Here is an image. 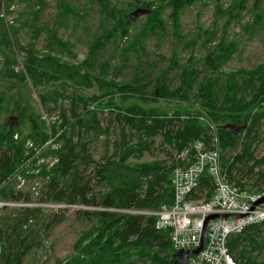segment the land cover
Segmentation results:
<instances>
[{
	"label": "trees",
	"instance_id": "1",
	"mask_svg": "<svg viewBox=\"0 0 264 264\" xmlns=\"http://www.w3.org/2000/svg\"><path fill=\"white\" fill-rule=\"evenodd\" d=\"M15 1L17 0H4L7 10L3 13L0 8V52L5 59L3 75L25 86L33 85L39 95L40 106L46 115L51 116L52 113L59 111V118L48 122L38 113L36 107L30 103L23 104L20 99H17L14 102L12 114H16L19 124L12 126L8 120L4 119V116L8 113L9 104L14 97L12 94L0 93V201L29 203L30 198L23 196L17 190L12 177L24 165L37 164L49 157L50 163L39 164L41 172L37 177L40 176L44 180L46 196V199H40L41 201L67 205L82 204L85 207L105 209L104 211H86L87 218L95 222L92 227L95 230L84 234L83 241L80 240L74 246L75 254L72 257L65 261L58 260L57 264H124L130 248L150 252L156 249L152 264H176V251L171 248L169 241L170 230L157 231L153 218L113 214L107 209L155 210L162 205H171L173 203L171 170L158 164L131 166L127 160L134 152H143L148 149V140L159 135L168 142L175 138L176 146L183 150L187 145L200 141L201 136L207 133V128L197 119L186 122L179 117L170 119L163 113L145 109L140 105L127 108L125 114L119 112L118 120L123 125V132L125 128H128L135 133L138 149L133 147L122 150V146L117 144L114 155L119 156L120 159L97 164L98 183L106 185L107 189L104 193L96 194L92 192L90 185L83 184L82 172L78 164L84 159L95 164L90 160L88 145L81 143V140L84 139L82 135L101 126L96 119V113L93 115V123L88 119V114L91 112L89 107L92 104H100V100L96 99V101L93 97L85 98L77 94L71 97V108L67 111L62 107L63 100L68 97L64 92L57 90L41 92V90L53 83L67 84L71 87H93L94 81L110 78L113 80H110L108 90L117 88L125 95L139 96L144 102L162 96L167 100L177 99L190 105L198 104L207 111V115L217 125L222 163L230 177L235 179L238 171L236 163L225 164V160L228 158L226 155H229L228 160L230 159L231 152L240 145L242 138L228 128V125L238 127L251 120L249 112L256 107L259 108L255 105L257 101H264V63L253 70L241 69L223 74L219 71L239 52L238 41L228 40L227 37L233 22L240 19L244 12L252 11L254 19L249 26L245 27V31L253 38L264 29V0H232L227 9L219 3L221 0H217L216 21L213 28L199 29L197 39L189 41L187 45L194 48L202 40V46L206 49L204 58L198 61L191 55L185 66L179 65L175 59L170 64V70L175 68L177 70L176 86L171 85L173 81H168V75L163 76L164 71L145 85L138 84L137 79L134 82L118 85L114 79L125 68V64L130 61L133 54L139 61L140 66H137L139 71L142 57L146 55L144 42L148 37H157L159 32L166 33L168 26L171 25L173 38L182 40V15L187 8L200 0H150L148 2L137 0L131 4L130 9L120 7L113 0H87L89 5L98 7L101 32L94 36L90 43L86 59L78 64L66 62L52 55L54 52L56 55L63 54L76 58L73 46L59 37L60 30L70 27L71 19L78 21V26L84 24L88 28L86 19L80 21V11L76 6L69 0H56L58 20L53 26L36 30V38L43 33L47 35V51L43 53L33 44L19 45L18 49L15 48L14 39L18 38L20 28L7 22L4 15L11 12V5ZM45 1L37 0L38 10H31L34 22H37L42 15ZM139 7L149 9L150 13L146 16L143 26L137 32H133L135 24L129 18L130 11ZM166 9H170L167 20L164 18ZM82 15L84 19L85 14ZM85 16L86 18L89 16L88 11ZM220 18H226L221 26L217 21ZM220 32L222 35L219 37ZM218 37L219 42L216 43ZM109 46L114 47L113 52L105 56ZM176 46L177 44L175 48ZM18 51L24 54L22 61L19 60ZM117 52L123 65L116 69L113 68L111 60ZM19 66H22L21 70L17 69ZM114 73H116L115 76H113ZM202 75L204 77L201 79ZM152 82H155L156 90L149 95L147 88ZM110 94L115 93L112 91ZM197 99L200 101L196 102ZM79 103L83 105V111H80ZM246 113L249 114L245 115ZM243 116H245L244 120ZM258 120V118L252 119L248 133L244 137L246 141L243 144V152L234 157L236 162L254 158L251 149L261 128ZM76 131L82 134L78 143H74ZM105 131L109 132V127ZM125 138L126 136L123 142ZM208 143L211 145V140ZM150 175L152 178L149 180L146 196L140 195L138 191L143 178ZM205 190L210 191L208 194L210 197L212 187L207 176L201 179L199 191ZM90 193H93L91 197H89ZM40 213H42L41 209L23 207L12 220L0 214V257L4 258L8 264H21L23 258L29 253L34 243L32 239H29L31 220ZM260 227L264 225L251 227L244 234L256 232ZM94 232L97 234L94 240L91 243L85 242L93 236ZM248 238L243 235L232 238L229 243L231 252L237 250L236 248L243 242L250 249H255V245L250 241L251 238ZM163 254H165L164 257L161 256ZM240 254L245 256L246 251Z\"/></svg>",
	"mask_w": 264,
	"mask_h": 264
},
{
	"label": "rangeland",
	"instance_id": "2",
	"mask_svg": "<svg viewBox=\"0 0 264 264\" xmlns=\"http://www.w3.org/2000/svg\"><path fill=\"white\" fill-rule=\"evenodd\" d=\"M71 4L75 5L80 11V21H87L88 28L84 24L78 26V21L71 19L70 27L59 31V37L68 41L73 46V51L76 54V58H71L63 54L52 53L53 56L61 58L62 60L78 64L86 59L89 45L92 42L94 36L100 34V14L98 7L95 5H89L87 0H69ZM137 0H113L120 7L130 9L131 4ZM148 2L150 0H141ZM37 0H17L11 5V12L4 14L5 17L11 18L14 25L20 28L18 38L14 39L15 48L18 49L19 45L27 46L33 44L37 50L45 53L47 50V35L43 33L39 38H36V30L45 26H53L54 22L58 20L56 0H46L45 8L42 15L37 22L32 20L31 10H38ZM232 0H221L219 3L223 5L224 9H227L231 5ZM217 0H200L193 6L187 8L181 18V35L182 40H175L172 35L171 25L168 26L166 33L159 32L157 37H148L144 42L146 55L142 57V64L139 71L137 66H140L136 55H132L130 61L125 64V68L118 73V77L114 79L118 85L121 83L136 82L141 85H145L150 82V79H156L164 71L163 76H167L169 80L173 81L171 85H177V70H170V64L175 59L181 66L187 64V59L193 55L198 61L202 60L206 54V49L202 46V40L198 42V45L194 48L188 47V42L197 39L199 29H212L213 24L216 21L215 13ZM251 7V6H250ZM0 8L2 13L7 10L4 0H0ZM140 8V7H139ZM144 8V7H141ZM147 9V8H146ZM131 10L130 14L135 11ZM89 16L86 18V12ZM170 9H166L164 18L167 20ZM84 19H83V15ZM130 17V16H129ZM83 19V20H82ZM253 12H244L240 19L232 23L228 30V40H236L239 43V52L229 61L223 65L219 73H229L238 71L241 69L253 70L255 67L264 63V29L260 30L253 38L245 31L246 26L253 21ZM146 16L138 18L134 21L133 32H137L145 23ZM219 26L223 25L226 18H220L217 20ZM222 33H219V37ZM219 37L216 39V43L219 42ZM36 38V39H35ZM177 44V48H175ZM114 47L109 46L105 52V56L113 52ZM49 51V50H48ZM0 52V93L5 92L13 95V99L9 104L8 113L5 114L4 119L8 120L12 126L19 124V119L16 114L13 113L14 102L20 99L23 104L30 103L32 106L38 109V113L43 116V119L48 122L54 121L59 118V111L54 112L51 116H47L43 108L40 106V99L37 91L33 85L25 86L14 80H9L3 75L4 71V56ZM19 60L24 59V54L18 51ZM177 57V59L175 58ZM176 62V63H177ZM113 68H120L123 65L119 57V52L111 60ZM201 70V67H199ZM22 69V66L17 68ZM169 69V71H168ZM3 70V71H2ZM114 73L113 76H115ZM204 75L200 78L202 79ZM99 78H101L99 76ZM226 79L225 77H222ZM110 79L94 81V86H74L71 87L67 84H49L46 88L43 87L41 92L46 90H57L64 92L68 97L63 100L64 109L67 111L71 108V97L80 94L85 98L93 97L94 100H100V104H92L89 107L88 119L93 123V115L96 113V119L100 122L99 129L91 130L84 135L79 134L76 131L74 137V143L79 142V137L82 135L84 139L81 143L88 145L90 160L95 164L89 162V160H82L79 162V170L82 172L83 184L90 185V189L93 193H104L107 189L106 185L100 184L99 178L96 175L97 164H104L108 160H119V156H115L116 145L122 146V150L137 148V136L128 128H125L123 132L122 124L119 122V112L125 114L127 108L133 105H140L145 109H152L163 113L170 119L181 118L184 122L197 119L200 124L207 128V133L201 136L200 140H204L207 143L218 136V128L210 117L207 115V111L198 105H190L185 102H181L177 99L167 100L162 96L153 98L149 102H144L139 96L125 95L117 88L108 90L107 86L110 84ZM56 83V82H55ZM155 82H152L147 92L150 95L156 90ZM196 88V87H195ZM115 94H110L111 92ZM110 94V95H109ZM96 100V101H97ZM200 101L199 99L196 102ZM261 104H260V103ZM82 103V102H80ZM79 103V104H80ZM259 108L252 109L250 113L251 120L238 126L242 127L237 130L238 136L242 138L240 145L226 155L225 164L236 163L235 166L238 169L236 173V183L242 190H246L252 193L264 192V101H257L255 104ZM80 111H83L82 104L79 105ZM246 113L245 115L249 114ZM243 116V120H244ZM259 119L258 125H260L259 135L254 142L251 152L253 153V159L249 160L241 159L236 162V156L241 155L243 152V144L246 140L244 137L248 133V128L251 126L252 119ZM97 127L96 124H94ZM109 127V132H106V128ZM126 136L124 142L123 138ZM134 136V137H133ZM175 138L168 142L161 135L154 139H149L147 142L148 149L143 152H132L133 154L127 160V163L131 166H153L160 165L171 170L170 179L174 170L183 165V153L189 149L193 143L187 145L185 149L180 150L176 146ZM126 144V146L124 145ZM209 144V143H208ZM82 146H85L81 144ZM118 146V145H117ZM88 154V155H89ZM242 157V156H240ZM51 158L47 157L42 159L37 164H27L20 168L17 173L12 177V182L16 184L18 191L23 196L29 197L30 202H18V203H6L0 201V214L2 217L8 219H15L19 214L20 209L23 207L31 209H41L40 214L35 215L31 220V237L34 243L31 246L29 253L23 258L21 264H57V261H65L75 254L74 246L81 240L83 241L84 234L93 232L92 229L94 220L87 218L86 211H104L102 207H85L82 204L67 205L58 203H47L40 199H46L44 194V180L37 175L41 172L39 164L50 163ZM228 161V162H226ZM37 165V166H36ZM173 167V168H172ZM152 178L144 177L141 187L139 188V194L146 196L147 189L149 188V180ZM168 185V184H167ZM164 185L165 188H168ZM93 193L89 194V197ZM206 193H210L209 190H205L200 198H203ZM212 194V192H211ZM125 210L142 211L140 209H107L108 212L113 214L135 215L126 214ZM149 210V209H144ZM38 218H35L37 217ZM141 216V215H138ZM264 225V224H263ZM92 229V230H91ZM248 233V232H247ZM96 232L93 236L87 239L85 242H92L96 237ZM243 234V237H250V241L255 245V249H250L244 242L239 245L234 251L235 257L243 264H264V227L258 228V231ZM249 239V238H248ZM84 243V242H83ZM128 257L124 264H152L156 254V249L153 251H141V249L130 248L128 250ZM172 251V249H171ZM246 251V255L242 256L239 253ZM165 254L161 255L164 257ZM0 264H8L7 261L0 257Z\"/></svg>",
	"mask_w": 264,
	"mask_h": 264
},
{
	"label": "built area",
	"instance_id": "3",
	"mask_svg": "<svg viewBox=\"0 0 264 264\" xmlns=\"http://www.w3.org/2000/svg\"><path fill=\"white\" fill-rule=\"evenodd\" d=\"M7 22L14 24L11 18ZM211 145L204 140L194 143L183 153V165L172 174L173 203L155 210L131 211L126 214L153 218L157 231L170 230L171 248L178 252L192 251L201 246L205 222L212 215H236L238 218H216L207 226L206 244L202 252L186 259L187 264H243L231 252L232 238L249 228L264 224V204L255 206L262 193L242 190L230 177L222 163L218 137ZM209 177L212 194L203 198L200 182Z\"/></svg>",
	"mask_w": 264,
	"mask_h": 264
},
{
	"label": "water",
	"instance_id": "4",
	"mask_svg": "<svg viewBox=\"0 0 264 264\" xmlns=\"http://www.w3.org/2000/svg\"><path fill=\"white\" fill-rule=\"evenodd\" d=\"M149 13H150L149 9L140 7V8H137L135 11H133L130 14L129 18L132 22H134L140 17L147 16ZM228 128L235 131L237 135H239L237 133V130H239L240 128L242 129V127H236L234 125H228ZM263 204H264V197L255 206L263 205ZM238 217H240V216H236V215H212V216L208 217L206 222H205V228H204L203 235H202L201 246L198 249L192 250V251L181 250V251L176 252L175 253V257L177 259L176 264H187L186 259L188 257L195 256V255H197L203 251L205 244H206L207 226H208V223L210 222V220H214L216 218H238Z\"/></svg>",
	"mask_w": 264,
	"mask_h": 264
},
{
	"label": "crops",
	"instance_id": "5",
	"mask_svg": "<svg viewBox=\"0 0 264 264\" xmlns=\"http://www.w3.org/2000/svg\"><path fill=\"white\" fill-rule=\"evenodd\" d=\"M240 254V253H239Z\"/></svg>",
	"mask_w": 264,
	"mask_h": 264
}]
</instances>
